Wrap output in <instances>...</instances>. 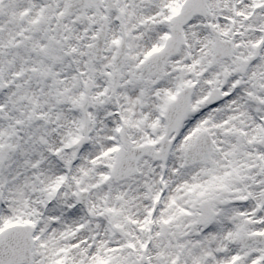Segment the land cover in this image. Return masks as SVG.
<instances>
[{
  "label": "snow or ice",
  "instance_id": "1",
  "mask_svg": "<svg viewBox=\"0 0 264 264\" xmlns=\"http://www.w3.org/2000/svg\"><path fill=\"white\" fill-rule=\"evenodd\" d=\"M0 264H264V0H0Z\"/></svg>",
  "mask_w": 264,
  "mask_h": 264
}]
</instances>
